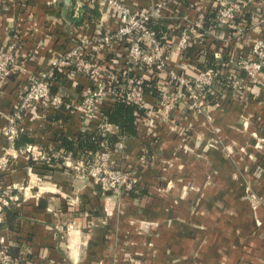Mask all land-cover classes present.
I'll return each instance as SVG.
<instances>
[{
	"label": "crops",
	"instance_id": "obj_1",
	"mask_svg": "<svg viewBox=\"0 0 264 264\" xmlns=\"http://www.w3.org/2000/svg\"><path fill=\"white\" fill-rule=\"evenodd\" d=\"M118 1L130 10L164 2L162 19L170 22L205 14L206 26L219 38L207 35L173 53L167 65L175 72L193 75L225 35L213 18L214 0ZM243 1L238 22L245 26L244 39L233 46L247 53L250 43L264 41V0ZM72 5L74 0H0V50L11 36L18 37L14 69L0 88V155L10 158L0 170V187L12 184L20 196L18 205L0 212V248L16 251L25 264H264V142L254 147V135L264 140V71L255 81L244 79L239 94L209 101V121L186 102L167 117L140 118L137 134L110 151L113 165L133 171L135 196L129 189L102 192L90 176L65 163L81 160L60 156L59 136L92 132L100 121L71 107L90 84L81 75L58 79L54 74L52 84L58 86L51 93L63 90V105H39L36 114L26 112L20 119L30 146L46 152L48 160L53 157L38 160L48 171L38 174L28 153L12 147L4 133L7 116L29 77L48 70L52 59L90 39L98 27L113 31L119 25L107 5L95 3L81 12ZM174 34L169 27L160 40L170 43ZM94 54L100 61L109 55L105 48ZM137 73L144 81L157 80L150 71ZM155 100L147 93L148 104ZM210 121L222 149L207 145L213 136ZM245 181L260 201L256 213L250 204L257 198L244 196Z\"/></svg>",
	"mask_w": 264,
	"mask_h": 264
},
{
	"label": "built area",
	"instance_id": "obj_2",
	"mask_svg": "<svg viewBox=\"0 0 264 264\" xmlns=\"http://www.w3.org/2000/svg\"><path fill=\"white\" fill-rule=\"evenodd\" d=\"M180 1L182 0H166L176 5ZM95 3L98 7L107 5L114 11L119 19L118 27L113 31H103L98 27L90 39L79 41L59 57L52 59L48 70L29 77L17 104L7 116L4 133L9 141L13 142L18 133L23 132L20 119L24 113L36 114L39 105L52 109L63 105L64 91L59 89L56 93H51L54 74L69 79L81 75L89 81L88 88L71 107L83 118L91 119L100 115L101 106L106 100L117 99L144 109L145 115L158 113L164 117L179 103L186 102L191 109L208 117L205 108H208L209 101L213 100L216 104L221 97L239 94L244 79L255 81L264 71L263 40L250 43L247 53L236 52L233 46L244 39L245 26L238 22L245 8L243 0H214L213 18L225 30L224 37L220 39L229 48L226 46V50L213 51V62L208 59L200 63L193 75L175 72L168 67L167 60L173 53H183L198 38L208 37L207 35L218 37L212 27L206 26L202 11L192 20L178 18L170 22L164 19L167 27L175 30L174 40L165 43L158 39L151 27L152 22L164 21V2L130 10L118 0H74L72 8L75 12H81L86 6L93 7ZM168 22L171 23L169 26ZM17 44L18 37L13 35L9 38L6 49L0 50V88L14 69ZM100 48L107 49L109 55L106 60L96 58L94 53ZM224 50V84L219 85L216 83V65L222 61ZM137 71H150L157 75L155 87L158 98L154 104L146 102L144 79ZM106 129L112 131L109 126ZM25 152L28 153L29 160H48L46 152L30 145ZM9 162V155H0V170L6 169ZM65 163L90 176L103 192L120 193L129 189L135 181L131 169L113 165L110 150L106 148L97 153L95 162L90 166H86L83 161ZM18 190L12 184L0 187V212L20 203ZM17 262L18 259L10 257L5 248H0V264Z\"/></svg>",
	"mask_w": 264,
	"mask_h": 264
},
{
	"label": "trees",
	"instance_id": "obj_3",
	"mask_svg": "<svg viewBox=\"0 0 264 264\" xmlns=\"http://www.w3.org/2000/svg\"><path fill=\"white\" fill-rule=\"evenodd\" d=\"M170 24L171 23H169L168 26ZM151 27L155 30L156 36L159 40L160 37L165 33V31H168L167 23H165V21L152 22ZM226 46L229 48L228 45L221 42L220 46L217 49L226 50ZM225 50L223 52L222 61L218 63V65H216V69L218 70L216 83L219 85L224 84L225 75L223 74L222 69L225 68L223 67L224 62L226 61ZM209 59H211L210 61L213 62L212 57H210ZM231 68L233 67L231 66ZM60 77L61 76L59 75V77L57 78L60 79ZM53 86L57 87L58 84H52L51 87L53 88ZM144 91L146 95L147 93H150L154 94L156 99L158 98V90L156 89L154 82L144 81ZM17 102L15 103V105L17 104ZM98 116L100 120L99 124L92 132L81 131L78 133H74L71 137H67L64 135L59 136V143L57 148L60 149V152L62 154L60 155L61 157L69 156L70 158H75L83 161L86 166L92 165L95 162V158L98 152L104 150L105 148L111 151L117 142L121 141L124 138H131L137 134L136 124L140 118L145 116V110L139 109L138 107L126 103L121 99L106 100L101 106V113ZM107 126H109L112 131H108L106 129ZM31 143L32 139L25 131H23L18 133V135L14 138L12 147L19 151H25ZM51 160H54L53 157H50L48 162H50ZM29 162L30 164H34L32 170H34L38 174H44L46 171H48L47 166L44 163L42 164V161H37V163L35 164V162H32V160L30 159ZM6 185L11 184H5L4 186ZM126 192L134 196L137 195V192H134V189H131V187ZM7 212L10 213L11 210ZM6 253L12 258H20L17 252L10 248H6ZM17 264H25V260H22L20 258Z\"/></svg>",
	"mask_w": 264,
	"mask_h": 264
},
{
	"label": "rangeland",
	"instance_id": "obj_4",
	"mask_svg": "<svg viewBox=\"0 0 264 264\" xmlns=\"http://www.w3.org/2000/svg\"><path fill=\"white\" fill-rule=\"evenodd\" d=\"M207 115H208V117H206V116L204 115L205 118H206L208 121L211 120V118H210V114L207 113ZM247 125H248V124H246V126H245L244 124H242L243 128H244V127L247 128ZM209 129H210L211 132L213 133V136H212L211 139L208 140L207 145L210 146V147H212V146H214V147H220V148L222 149V148L224 147V145H223V143H222V140H221L220 136L218 135L217 129H216L215 127L212 126L211 121L209 122ZM254 136H255V138H256V143H255L254 147H255V148H260V147L262 146L264 140H263V138L261 139V137H259V136H257V137H256V135H254ZM225 150L228 151L227 146L225 147ZM252 192H253V189L250 188V186H249V181H245V184H244V187H243V193H244V196H249V195H251L252 197H256V196H254V194H253ZM256 198H257V197H256ZM258 200H259V199L257 198V202H256V203H251V204L249 203V204H250V207H251V209H252V211H253V213H256V210H257V208H258L259 205H260V201H258Z\"/></svg>",
	"mask_w": 264,
	"mask_h": 264
},
{
	"label": "water",
	"instance_id": "obj_5",
	"mask_svg": "<svg viewBox=\"0 0 264 264\" xmlns=\"http://www.w3.org/2000/svg\"><path fill=\"white\" fill-rule=\"evenodd\" d=\"M107 192H109V193H110L111 191H107Z\"/></svg>",
	"mask_w": 264,
	"mask_h": 264
}]
</instances>
